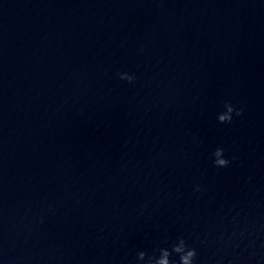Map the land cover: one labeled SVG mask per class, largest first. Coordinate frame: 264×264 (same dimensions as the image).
Returning a JSON list of instances; mask_svg holds the SVG:
<instances>
[{
	"label": "water",
	"instance_id": "95a60500",
	"mask_svg": "<svg viewBox=\"0 0 264 264\" xmlns=\"http://www.w3.org/2000/svg\"><path fill=\"white\" fill-rule=\"evenodd\" d=\"M177 236L264 264V0H0V264H138Z\"/></svg>",
	"mask_w": 264,
	"mask_h": 264
},
{
	"label": "clouds",
	"instance_id": "9594fccd",
	"mask_svg": "<svg viewBox=\"0 0 264 264\" xmlns=\"http://www.w3.org/2000/svg\"><path fill=\"white\" fill-rule=\"evenodd\" d=\"M117 79L127 85H134L136 76L132 72L121 71L117 73ZM241 114L242 109L225 102L222 110L216 114V122L230 124L234 117H239ZM211 158L215 168H227L230 164L222 147L215 148L211 153ZM194 190L199 191V186ZM174 256L178 257V260L173 259ZM196 256V249L190 247L182 236H177L171 241L166 240L164 246L154 249L151 255H147L144 251H138L135 258L138 264H196Z\"/></svg>",
	"mask_w": 264,
	"mask_h": 264
}]
</instances>
